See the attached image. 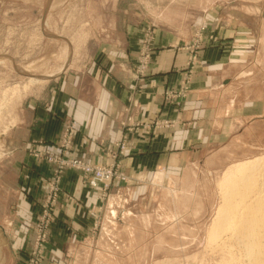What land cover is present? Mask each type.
I'll list each match as a JSON object with an SVG mask.
<instances>
[{
	"label": "rangeland",
	"instance_id": "obj_1",
	"mask_svg": "<svg viewBox=\"0 0 264 264\" xmlns=\"http://www.w3.org/2000/svg\"><path fill=\"white\" fill-rule=\"evenodd\" d=\"M168 49L186 54L179 78L167 86L173 88L162 93L175 111L197 86L195 70L207 49V83L216 89L206 101L212 115L196 121L194 141L179 148L171 166L121 170L126 134L110 160L89 162L74 154L76 126L65 122L56 143L22 145L27 157L49 169L39 203L7 197L2 177L14 182L8 163L20 149L5 139L21 116L30 118L28 104L46 100L67 73L91 65L107 69L120 54L132 87L130 107L155 56ZM175 122L157 119L150 126L169 129ZM263 155L264 0H0V219L23 217L17 242L0 226V264H226L227 255L208 244L219 183L229 166ZM72 161L112 177L92 186L90 175ZM67 171L98 188L105 206L88 236L69 230L57 243L54 224L59 201L67 197Z\"/></svg>",
	"mask_w": 264,
	"mask_h": 264
},
{
	"label": "crops",
	"instance_id": "obj_2",
	"mask_svg": "<svg viewBox=\"0 0 264 264\" xmlns=\"http://www.w3.org/2000/svg\"><path fill=\"white\" fill-rule=\"evenodd\" d=\"M208 52L207 49L200 55L194 79L197 86L190 87L180 112L175 111L176 107L162 96L165 90L173 88L167 86L179 78L186 60V54L180 50L168 49L155 56L152 69L144 81L145 87L135 95L130 107L127 97L132 87L120 54L114 57L115 62L109 63L107 69L91 65L87 69L67 73L62 83L51 88L46 100L28 104L30 118L21 116L6 136L8 143L15 142L20 149L15 152V159L8 163L14 172V182L8 184L2 177L7 197L12 196L18 201L24 199L23 205L39 203L43 188L40 185L49 169L47 165L27 157L22 145L31 141L56 143L65 122H74L76 126L72 140L74 154L89 162L105 163L110 160L109 154L115 142L126 134V152L120 158L121 170L147 173L171 166V161L178 159L179 148L187 147L190 141H194L196 133L192 128L196 121L199 119L201 123L203 116L212 115L206 101L215 95L216 89L207 83L205 70L212 64L204 57ZM157 119H176L175 126L151 129L150 124ZM62 187L67 197L63 196L59 201L53 232L57 243H62L69 230L76 236H88L105 204L99 189L89 188L76 171L64 174ZM20 218L23 220V217ZM20 218L16 221L0 219L5 223H0V226L8 239L12 237L15 241L21 236L22 231L18 230L22 222Z\"/></svg>",
	"mask_w": 264,
	"mask_h": 264
},
{
	"label": "bare ground",
	"instance_id": "obj_3",
	"mask_svg": "<svg viewBox=\"0 0 264 264\" xmlns=\"http://www.w3.org/2000/svg\"><path fill=\"white\" fill-rule=\"evenodd\" d=\"M219 185L208 230L211 251L227 255L226 264H264V155L229 166Z\"/></svg>",
	"mask_w": 264,
	"mask_h": 264
},
{
	"label": "built area",
	"instance_id": "obj_4",
	"mask_svg": "<svg viewBox=\"0 0 264 264\" xmlns=\"http://www.w3.org/2000/svg\"><path fill=\"white\" fill-rule=\"evenodd\" d=\"M71 165L75 168L81 169L86 175H90L89 177L92 178L90 179V184H92V186H96L97 182L104 184L112 177V174L109 172H104L101 169H93L94 167H90L83 163L72 161Z\"/></svg>",
	"mask_w": 264,
	"mask_h": 264
},
{
	"label": "water",
	"instance_id": "obj_5",
	"mask_svg": "<svg viewBox=\"0 0 264 264\" xmlns=\"http://www.w3.org/2000/svg\"><path fill=\"white\" fill-rule=\"evenodd\" d=\"M1 230V229H0Z\"/></svg>",
	"mask_w": 264,
	"mask_h": 264
}]
</instances>
